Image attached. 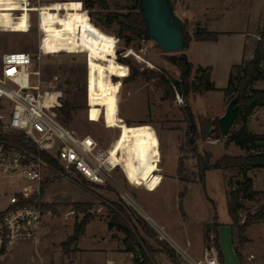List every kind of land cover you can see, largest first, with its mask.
I'll list each match as a JSON object with an SVG mask.
<instances>
[{
    "label": "rangeland",
    "instance_id": "obj_1",
    "mask_svg": "<svg viewBox=\"0 0 264 264\" xmlns=\"http://www.w3.org/2000/svg\"><path fill=\"white\" fill-rule=\"evenodd\" d=\"M43 1L41 11L29 6L18 12H0V65L6 52L25 51L34 57L32 71L39 75L31 74L32 85L40 84L41 92L60 93L59 102L70 103L73 112L69 123H63L57 115L63 126L77 136H93L105 149L112 145L110 151L120 156L129 179L117 170L116 183L165 229L169 244L172 239L187 249L183 239L189 238L203 258L208 245L215 247L213 237L203 243L205 225L213 222L215 211L218 222L226 225L230 220L228 193L245 189L246 180L251 179L257 194L246 199L242 191L238 225L243 226L248 215L255 218L242 234L247 241L238 236L235 246L243 264H264V167L212 169L205 173L202 183L193 152L210 153L214 165L224 155L263 151L264 140H256L249 151H244L229 142V137L218 138L215 133L204 137L203 122L208 120L214 126L215 120L225 114L230 97L221 91H209L190 93L185 99L176 91L173 98H168L160 79L155 77L163 73L178 79L179 72L167 56L186 54L195 64L190 78L197 83V65L202 61L199 47L194 44L182 52L166 53L152 39L131 33L126 16L136 12L137 0H101L104 4L91 0ZM175 1L176 13H180V0ZM247 7L246 0L232 2L233 10L245 12ZM184 23L193 36L189 23ZM258 40L254 37L250 46L255 48ZM39 46L43 52L40 60ZM123 57L129 65L117 61ZM222 83L226 82L217 78V85ZM256 87H264V83ZM193 124L196 133L192 132ZM247 125L252 133L264 135V107L247 118ZM241 126L242 123L235 124L231 133ZM24 184L18 174L0 172V212L8 208L11 196ZM43 184V219L51 222L55 233L62 234L65 241L87 217L89 226L81 242L85 251L97 248L110 253L114 243L121 250L132 248L134 255L142 256L145 251L142 264H183L114 187L91 184L75 173L56 172H47ZM115 210L125 216L127 232L109 228L110 223H116ZM141 220L146 229H142ZM228 228L229 235L221 232L223 245L220 239L224 257L233 246L231 227ZM136 233L139 244L131 239ZM100 237L105 241L97 242ZM76 246L70 244L69 253H75ZM187 252L193 255L192 250Z\"/></svg>",
    "mask_w": 264,
    "mask_h": 264
},
{
    "label": "built area",
    "instance_id": "obj_2",
    "mask_svg": "<svg viewBox=\"0 0 264 264\" xmlns=\"http://www.w3.org/2000/svg\"><path fill=\"white\" fill-rule=\"evenodd\" d=\"M20 1L32 6L45 4L43 0ZM42 54L39 46L38 60ZM33 63L34 57L25 51L6 52L1 57L0 172L18 174L25 184L11 196L8 208L0 212V249L17 241L38 240L44 217V208L38 201L43 194L47 172L75 173L91 184L114 187L140 213L159 240L167 242L165 229L145 214L116 183L114 174L117 170L129 179L120 156L110 151L112 145L105 149L93 136H77L58 121L61 94L41 92L40 84L32 85L31 74L39 75L32 71ZM11 134L23 135L34 150L9 142L6 138ZM40 152L54 158L58 166L50 165L38 154ZM171 240L167 243L184 264H220L214 246L208 245L203 258L197 260ZM145 258L140 255L136 260L142 264Z\"/></svg>",
    "mask_w": 264,
    "mask_h": 264
},
{
    "label": "trees",
    "instance_id": "obj_3",
    "mask_svg": "<svg viewBox=\"0 0 264 264\" xmlns=\"http://www.w3.org/2000/svg\"><path fill=\"white\" fill-rule=\"evenodd\" d=\"M95 4L103 3L101 0H91ZM175 1V0H174ZM176 3V1H175ZM104 4V3H103ZM139 0H137V6L135 8L136 12L133 14H129L126 16L128 25L127 29L139 36H144L149 38L145 32V22L142 19L139 8H138ZM220 34L215 32H209L205 28L198 27L193 34L190 36L187 32V26L184 23V41H185V49L189 47V44L193 41L195 42H205V41H217ZM150 39V38H149ZM118 62L122 64L129 65V61L127 58H118ZM167 61L175 66L179 72V78L175 79L167 74H157L155 77H158L166 91L168 98H173L175 92L177 91L182 95L183 98L187 99L190 93L194 94H202L209 91H221L224 93L225 97H230V101L234 98H238V106L239 113L236 120V124L242 123V126L239 130L233 131L229 136V142L234 143L241 150L249 151L251 149V145L256 140H264V135H256L252 133L247 125V118L253 114V112L259 108L264 106V90L258 89L255 87L256 83L259 81H264V18H263V26L260 29L259 40L254 49V56L251 60H244L240 65H234L232 67L228 85L224 89H217L214 83L211 80L212 68L199 67L198 71L200 76L198 77V82H194L191 80V72L193 70V65L189 61L186 54H177L172 56H167ZM132 74L131 77H133ZM130 77V78H131ZM57 115L59 119L63 123H69L72 120V112L73 108L67 100H62L61 107L57 110ZM219 120H215L214 126L209 125V121H204L202 127L204 128L203 136H208L209 134L215 133L218 138L223 137L221 134V130L219 127ZM214 127V129H212ZM212 129V130H211ZM195 124L192 125V132L196 133ZM9 142L16 144L21 147L28 148L30 150H34V147L29 141L25 139L23 135L20 134H11L6 138ZM192 143V142H190ZM194 154L197 158V166L199 169V181L205 182V173L212 169H223V168H237L241 166H247L251 168H263L264 167V150L255 154H247L245 156H230L224 155L220 158L214 165L211 163V154L205 153L200 154L196 150H193ZM41 157L48 161L50 165L53 167H57V161L51 156L45 153H38ZM180 173L183 172V161L181 160L179 163ZM185 180V178H182ZM45 185H42V189L44 190ZM245 189L238 188L228 193L227 195V206L228 213L232 220L231 231H232V242L236 244V237L239 236L240 240L247 241L246 238H242V234L245 229L249 227L253 221L255 216L248 215L243 226L238 225L239 221V209L241 208L240 198L242 191L245 193L246 199H252L254 195L257 193L253 191L252 188V180L247 179L244 184ZM38 205L44 208L42 197L38 201ZM264 208V204H263ZM115 224L110 223L109 228H116L119 231H128L129 224L125 220V216L123 213L115 210ZM126 221V222H125ZM142 221V220H141ZM88 218H84L83 221L77 224L74 234L68 238L66 242L62 244L64 251L68 250L70 244L75 243L79 240V238L84 234L86 225L88 224ZM142 229H146L145 222H141ZM155 236L158 238L156 232L151 228ZM205 230V242L209 243L211 241V237H213L214 245L218 252V258L220 264H225V257L220 247V236L218 233V214L215 211L214 219L211 224H207L204 227ZM145 231V230H144ZM137 233L136 235H132L131 239L136 241L137 244ZM129 242V239L127 240ZM144 243V241H142ZM142 243V244H143ZM167 248L170 249V252L175 254L174 250L169 246V244L165 241L161 242ZM141 244V245H142ZM6 249L5 246H2L1 252H4ZM128 252H133L132 248H128L126 250ZM144 256L146 252L144 251ZM238 258L243 264V260L241 255L237 252ZM147 256V255H146ZM134 264H137V260L135 258Z\"/></svg>",
    "mask_w": 264,
    "mask_h": 264
},
{
    "label": "crops",
    "instance_id": "obj_4",
    "mask_svg": "<svg viewBox=\"0 0 264 264\" xmlns=\"http://www.w3.org/2000/svg\"><path fill=\"white\" fill-rule=\"evenodd\" d=\"M58 1L70 0H55L52 2ZM233 1L180 0L178 3L180 13H177V15L183 22L187 21L189 23L192 35L198 27L220 34L217 41H193L188 47L190 49L194 44L199 47L202 61L197 67L212 68L211 80L217 89L227 87L234 65H240L244 60L253 58L255 48L254 45L253 47L250 46V42L254 37L259 39L260 29L263 26L264 0H246L248 7L245 12H243L244 10H233ZM253 11L256 13L254 18L252 17ZM191 63L194 67L195 64ZM219 77L226 83L217 85V78ZM262 83L264 81H259L256 85ZM258 89L264 90V87ZM231 224V218L226 225L218 222V233L221 236V241V232L226 231L229 235L230 229L228 227H231ZM88 226L89 224L86 226L84 234L75 242L77 251L72 254L69 253V250L64 251L62 244L66 241L62 234H56L54 225L43 219L38 240L35 242L17 241L8 245L4 252H1L0 249V264H134L138 255H134V252L121 250L122 248L118 249L112 242L113 246L110 253L97 248L85 251L81 246V242L87 233ZM99 239L102 238H97V242L100 241ZM102 241L105 240L102 239ZM183 243L185 248L192 250L193 255L191 256L193 258L202 259V254L195 247L193 248L191 239H183ZM237 252L238 250L233 244L230 252H228L230 254L227 255L225 252V264H241ZM170 264L175 263L171 262Z\"/></svg>",
    "mask_w": 264,
    "mask_h": 264
},
{
    "label": "water",
    "instance_id": "obj_5",
    "mask_svg": "<svg viewBox=\"0 0 264 264\" xmlns=\"http://www.w3.org/2000/svg\"><path fill=\"white\" fill-rule=\"evenodd\" d=\"M174 0H139V13L145 22V34L163 52L185 50L184 22L177 15ZM239 113L238 98L231 100L219 119L223 137H229Z\"/></svg>",
    "mask_w": 264,
    "mask_h": 264
},
{
    "label": "bare ground",
    "instance_id": "obj_6",
    "mask_svg": "<svg viewBox=\"0 0 264 264\" xmlns=\"http://www.w3.org/2000/svg\"><path fill=\"white\" fill-rule=\"evenodd\" d=\"M43 4L36 6L38 11H41V7ZM32 5H28L27 2H23L20 0H0V12L8 13V12H18L20 9L27 8Z\"/></svg>",
    "mask_w": 264,
    "mask_h": 264
}]
</instances>
